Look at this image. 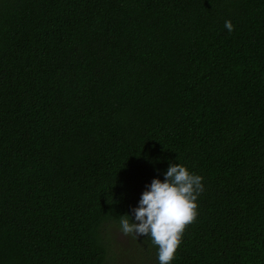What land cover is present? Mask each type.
I'll list each match as a JSON object with an SVG mask.
<instances>
[{
    "label": "trees",
    "instance_id": "16d2710c",
    "mask_svg": "<svg viewBox=\"0 0 264 264\" xmlns=\"http://www.w3.org/2000/svg\"><path fill=\"white\" fill-rule=\"evenodd\" d=\"M170 164L204 186L171 264H264V0H0V264H119Z\"/></svg>",
    "mask_w": 264,
    "mask_h": 264
},
{
    "label": "clouds",
    "instance_id": "9594fccd",
    "mask_svg": "<svg viewBox=\"0 0 264 264\" xmlns=\"http://www.w3.org/2000/svg\"><path fill=\"white\" fill-rule=\"evenodd\" d=\"M231 32L234 25L225 21ZM162 182L153 179L134 208L135 221L125 214L120 217V228L125 236H147L157 246L159 264H171L179 248L182 235L197 217V199L204 191L203 177L191 173L185 166L170 164Z\"/></svg>",
    "mask_w": 264,
    "mask_h": 264
},
{
    "label": "rangeland",
    "instance_id": "374dc122",
    "mask_svg": "<svg viewBox=\"0 0 264 264\" xmlns=\"http://www.w3.org/2000/svg\"><path fill=\"white\" fill-rule=\"evenodd\" d=\"M114 249L116 251L117 256H119L118 257L119 264H123L124 261L122 260V258H124V260L127 259L126 250H129L128 239L125 237V235L119 233L116 234Z\"/></svg>",
    "mask_w": 264,
    "mask_h": 264
}]
</instances>
